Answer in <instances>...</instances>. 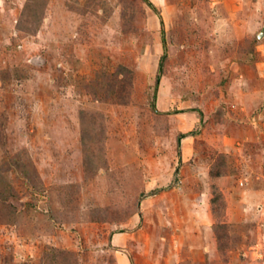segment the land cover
Here are the masks:
<instances>
[{"label": "rangeland", "instance_id": "374dc122", "mask_svg": "<svg viewBox=\"0 0 264 264\" xmlns=\"http://www.w3.org/2000/svg\"><path fill=\"white\" fill-rule=\"evenodd\" d=\"M261 34L264 0H0V264H264Z\"/></svg>", "mask_w": 264, "mask_h": 264}, {"label": "trees", "instance_id": "16d2710c", "mask_svg": "<svg viewBox=\"0 0 264 264\" xmlns=\"http://www.w3.org/2000/svg\"><path fill=\"white\" fill-rule=\"evenodd\" d=\"M149 2V1H148ZM150 6L154 9V11L158 14L160 20H161V23H162V28L164 30V21H163V18H162V15L157 11V9L153 6V4L151 2H149ZM167 58V53L164 54V56L162 57L161 59V62H160V67H159V73H158V76H157V87L161 81V77L163 75V72H164V61L165 59ZM154 110L158 112V109L157 107L155 106L154 107ZM187 135L186 134H183L180 136V141L185 138Z\"/></svg>", "mask_w": 264, "mask_h": 264}, {"label": "water", "instance_id": "95a60500", "mask_svg": "<svg viewBox=\"0 0 264 264\" xmlns=\"http://www.w3.org/2000/svg\"><path fill=\"white\" fill-rule=\"evenodd\" d=\"M259 38H260V39H263V38H264V34H261V35L259 36Z\"/></svg>", "mask_w": 264, "mask_h": 264}, {"label": "crops", "instance_id": "0c3cea01", "mask_svg": "<svg viewBox=\"0 0 264 264\" xmlns=\"http://www.w3.org/2000/svg\"><path fill=\"white\" fill-rule=\"evenodd\" d=\"M114 245H115V246H118L115 242H114Z\"/></svg>", "mask_w": 264, "mask_h": 264}]
</instances>
